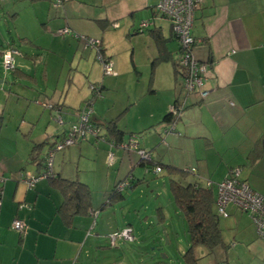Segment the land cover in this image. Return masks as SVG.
Segmentation results:
<instances>
[{"label": "crops", "instance_id": "1", "mask_svg": "<svg viewBox=\"0 0 264 264\" xmlns=\"http://www.w3.org/2000/svg\"><path fill=\"white\" fill-rule=\"evenodd\" d=\"M157 1L0 0V14L13 26L8 32L25 49L18 51L11 41L0 47L1 66L2 52L16 50V67L9 69L13 81L0 78V264H183L189 246L185 217L175 204L173 221L164 205L152 202L144 186L148 173L169 178V168H177L189 180L210 181L216 212L215 184L232 168L264 195V0L197 3L191 34L195 57L209 67L205 98L182 88L175 65L179 43L169 20L155 13ZM143 20L152 24L138 30ZM65 26L98 39L115 73L104 74L95 48L84 47L75 35H60ZM98 82L101 95L93 99L91 120L103 139L89 134L56 150L54 175L28 186L20 172H41L48 149L67 133L77 118L73 110ZM174 102L183 103L179 116L166 119ZM58 109L64 112L62 124L55 118ZM132 135L150 161L124 146ZM60 178L88 187L84 211L65 217L58 210L65 199ZM125 178L132 183L117 190ZM226 211L218 214L222 243L210 252L195 245L197 263L264 264V239L250 216L231 203ZM140 214L145 215L140 224L152 215L157 225L151 231L134 227ZM15 218L24 220V233L11 227ZM162 225L176 250L168 260L157 256ZM124 226L134 238L120 243L129 245L104 249L106 236Z\"/></svg>", "mask_w": 264, "mask_h": 264}, {"label": "built area", "instance_id": "2", "mask_svg": "<svg viewBox=\"0 0 264 264\" xmlns=\"http://www.w3.org/2000/svg\"><path fill=\"white\" fill-rule=\"evenodd\" d=\"M199 1L200 0H158L154 6V11L159 16L169 20L171 30L179 43V52L175 65L181 72L182 88L185 94H198L200 98H205L208 94V90L204 85L209 67L207 62L199 61L195 57L193 53L195 39L191 34L194 10ZM151 24V20H143L138 25V30H143ZM58 33L60 35H75L83 41L84 47L95 48L97 59L102 64L104 74L115 73L112 61L101 54L100 48L98 47V39L77 35L66 26L60 28ZM14 52H16V50L13 47H9L2 52V65L4 70L14 68ZM100 89L101 83L90 85L92 98L89 101H85L80 108L74 111L75 116L77 117L76 122L72 123L68 132L48 149L44 160V167L41 172L37 174L20 172L19 179L25 181L28 186H33L37 179L46 176H53L52 161L56 150H62L78 141V139L85 138L89 134L95 136L98 134L99 130L97 126H94L91 123V115L93 99L101 95ZM48 106L52 107V104L49 103ZM182 107L183 103L179 104L177 102L169 107V113L173 119H176L179 116ZM55 118L58 123L62 124L64 121V112L61 111V109H58ZM170 128H173V124ZM101 138L103 139L102 136ZM127 141L128 143H124L125 147L135 150L139 155V158L145 162L150 161V155L144 150L138 148L136 135L129 136ZM121 147L123 148V143H121ZM114 158L113 153H109L108 162L112 163ZM154 170L155 172H159L161 168L156 166ZM239 174V168H232L228 177L215 184L217 213L226 216V205L230 203L235 205L250 216L255 225L257 235L264 239V195L253 191L245 181H241V179H239ZM2 181L3 178L0 176V183ZM129 181V178H125L118 182L116 189L120 191L123 190L125 187L129 186ZM210 185L211 182L207 181L206 186ZM96 213V211H91V215H96ZM11 227L20 233L25 232V222L20 218H15L11 222ZM107 237L109 245L115 246L120 241L133 240L134 235L130 226H124L109 233Z\"/></svg>", "mask_w": 264, "mask_h": 264}, {"label": "trees", "instance_id": "3", "mask_svg": "<svg viewBox=\"0 0 264 264\" xmlns=\"http://www.w3.org/2000/svg\"><path fill=\"white\" fill-rule=\"evenodd\" d=\"M91 98L92 96L86 101H89ZM78 108L74 109L73 112ZM169 116L171 115L168 112L166 119ZM91 123L97 126L99 131L96 137L101 139L100 127L95 125L92 120ZM31 158H34V153H31ZM169 173V189L175 204L185 217L189 236V246L182 254V261L183 264H198V258L192 251L195 245H203L210 252L222 243L221 231L218 224L219 215L214 208V194L211 187L203 185L199 181L189 180L187 173L181 169L169 168ZM59 182L61 188L64 189L65 199L58 210L65 217L69 215V212L76 213L84 211L90 199L88 187L81 182L63 178H60ZM131 183L132 181L130 180L129 185Z\"/></svg>", "mask_w": 264, "mask_h": 264}, {"label": "rangeland", "instance_id": "4", "mask_svg": "<svg viewBox=\"0 0 264 264\" xmlns=\"http://www.w3.org/2000/svg\"><path fill=\"white\" fill-rule=\"evenodd\" d=\"M8 31L13 32V26H12L11 20L7 16L4 17L3 15L0 14V47L4 46L6 41H8L9 43L11 41V43H13L15 45V47L18 49V51H25L23 46H21L20 42L15 37H13ZM68 63H69V59L67 58V64ZM67 64H66V66H67ZM61 65L62 64L58 61V63L56 64V68L59 70ZM66 70H67V68L64 69L63 71H66ZM11 73L12 72L10 70L9 71L4 70V68H2V66L0 65V78L1 79H4L9 83L12 82L14 79V76ZM19 81H20L21 85H28L29 86V83L27 80L20 79ZM59 85H61V84H59ZM147 175L149 176L147 178V182L149 184L147 185V182H144V186H145V190L147 192V195L151 196L150 198H151L152 202H154L155 204L158 203L159 205H164L166 208V212L169 215V217L172 218L173 221H177V217H176L175 212H174L177 207L175 206V203L172 199V195H171V192L169 189V178L167 177V175H163V174H160L158 176H153V175L150 176V173H148ZM152 190L154 191V194L152 193ZM158 191L160 193V196L156 197V195L158 194ZM154 207H156V206H153V210H154ZM140 215L142 218L136 219L137 223L134 224L133 222H131L134 227H138L140 229H145V230L151 231L152 228L157 225L155 216H152V215H151V217L150 216L147 217L149 223H146L143 225L140 224V221H143V219L145 217L144 214H140ZM146 215H149V213ZM134 216H135V214H134ZM161 228H162L161 233L163 235V239L160 242V248L161 249H160V252L157 253V256L159 259L168 260L169 256L172 255L171 253H173L176 250H175V247H173V245H172V248H173L172 249L171 245L167 244L166 237L164 236V234H166L165 230H164V226L162 225ZM102 243H103V244H101L102 247H104V249H106V250H110V249L115 248V247L109 246L107 238H106V240H103ZM126 245H129V244H123V242H121V243L119 242L117 244V247L123 248ZM134 245L137 246L136 242H134Z\"/></svg>", "mask_w": 264, "mask_h": 264}]
</instances>
